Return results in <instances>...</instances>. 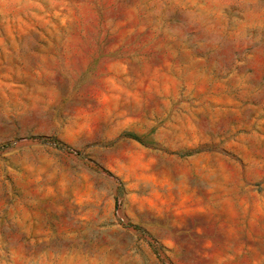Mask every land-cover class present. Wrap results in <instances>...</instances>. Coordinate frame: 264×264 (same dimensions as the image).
Returning <instances> with one entry per match:
<instances>
[{
    "label": "rangeland",
    "instance_id": "rangeland-1",
    "mask_svg": "<svg viewBox=\"0 0 264 264\" xmlns=\"http://www.w3.org/2000/svg\"><path fill=\"white\" fill-rule=\"evenodd\" d=\"M0 264H264V0H0Z\"/></svg>",
    "mask_w": 264,
    "mask_h": 264
}]
</instances>
